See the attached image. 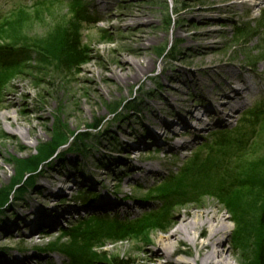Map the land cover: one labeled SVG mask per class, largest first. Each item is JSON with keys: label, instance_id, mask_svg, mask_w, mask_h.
I'll return each mask as SVG.
<instances>
[{"label": "rangeland", "instance_id": "374dc122", "mask_svg": "<svg viewBox=\"0 0 264 264\" xmlns=\"http://www.w3.org/2000/svg\"><path fill=\"white\" fill-rule=\"evenodd\" d=\"M19 1L30 8L43 0ZM46 1L43 15L25 30L46 41L50 28L68 23L81 35L86 60L68 70L54 55L40 60L31 52L29 57L15 59L18 68L10 64L0 69V172H6L0 177V190L17 183L0 208V228H16L11 234L0 230V262L17 257L27 259L26 264H65L68 259L62 254L37 250L49 245L70 248L69 234L77 230L82 236L78 245L87 234L92 237L86 259L93 264H167L162 258L148 260L158 249L159 238L175 230L181 216L210 208L228 228L221 238V255L231 251L230 262L244 264L248 254L236 245L230 215L214 192L236 190L239 182L246 181L253 185L263 181L264 186V117H252L259 103H264L260 68L264 65V0H82L88 6L83 21L74 20L75 0ZM17 2L0 0V11L8 12ZM26 58L30 61L23 63ZM137 62L143 73L134 78ZM208 63H232L257 72L261 75L255 79L263 89L246 97L240 110L230 112L227 107L224 115L228 117L203 114L207 103L191 78ZM180 68L178 82L165 81L169 77L163 71L175 75ZM245 71L243 76L248 75ZM213 90L219 93L228 87L222 82ZM169 97L187 99V108L196 114H186L181 103L172 104ZM116 105L112 114L110 107ZM156 107L160 116L153 123ZM199 110L200 121L195 119ZM183 117L192 130L181 126ZM31 127L40 135L36 140L30 135ZM25 132V142L32 147L21 144L20 135ZM58 134L66 139L56 150L60 157L49 164L50 158L38 163L40 154L58 146ZM135 143L140 144L127 149ZM128 156L155 171L131 179L129 166L124 165ZM35 163L37 169L27 175L25 168ZM55 172L59 179L70 177L65 186L70 184V190L56 198L60 199L57 206L50 205L52 212L32 199L40 196L39 186L55 189L49 185ZM172 194L181 197L172 199ZM83 195L91 203L81 204ZM107 196L121 204L114 209L117 214L100 204ZM73 206L79 209L60 219L55 228L42 224L33 237L27 234L24 220L43 216L53 220ZM23 207H34L39 216L32 212L26 218ZM157 216L163 217L160 233L152 225L151 218ZM113 220L134 223L140 229L122 241L114 240ZM198 242L196 246L178 243V253L171 260L192 263L205 235Z\"/></svg>", "mask_w": 264, "mask_h": 264}, {"label": "trees", "instance_id": "16d2710c", "mask_svg": "<svg viewBox=\"0 0 264 264\" xmlns=\"http://www.w3.org/2000/svg\"><path fill=\"white\" fill-rule=\"evenodd\" d=\"M46 3V0L36 1L32 5L33 7L28 8L29 6L24 1L18 0L8 12L0 11V69L8 67L10 64L18 68L15 59L19 55L29 57L28 55L31 52L36 53L40 60L51 58L50 55H54L52 57H56L65 67L67 66L68 70L79 68L85 63L86 52L85 48L81 46V35L71 28L68 23H57L50 28L46 41L43 40V37L32 36L28 30H25L33 20L40 19V16L48 8L45 5ZM163 8L165 13H168L167 7L163 5ZM73 11L74 20L83 21L88 16V6L84 7L82 0H75ZM22 25L25 27L22 28ZM165 25L169 27L170 18ZM27 61H30V58L23 60V63ZM258 106L260 107L252 115L253 119L264 117V106ZM117 108V105L111 106V113L115 114ZM93 129H96V126H93ZM57 139L64 140L65 137L63 134H58ZM221 146L227 149L226 145ZM53 150L54 148L51 147L44 154H40V159L37 162L41 163L42 160L52 154ZM37 167V163L30 165L25 168V172H28L27 175L31 174ZM256 183V185H253L250 181L239 182L241 187L236 186V190L216 189L214 192L216 200L222 204L226 213L230 215V221L236 232V245H242V249L248 254L244 264H264V200L262 199L264 186L261 184L263 181H257ZM15 184L17 183L13 182L8 189L0 190V208L7 203L9 193ZM170 197L177 199L181 196L180 194H172ZM151 219L152 225H157L153 229L159 233L163 232L161 226L163 217L157 216ZM111 226L114 240L118 241H122L125 235L140 229L137 224L120 223L116 220L112 221ZM88 235L82 241L84 243L78 245V239L82 236L79 235L77 230H73L69 234V237L73 240L70 248L58 250L49 245L46 248H39L38 251L44 254L60 253L68 259L65 264H93L91 263L93 260L86 259V252L89 250L88 243L92 240V237Z\"/></svg>", "mask_w": 264, "mask_h": 264}, {"label": "bare ground", "instance_id": "6f19581e", "mask_svg": "<svg viewBox=\"0 0 264 264\" xmlns=\"http://www.w3.org/2000/svg\"><path fill=\"white\" fill-rule=\"evenodd\" d=\"M239 64V63H238ZM137 66V72L134 75V78H137L139 76V73H143V66H140V62L136 63ZM208 67H204L201 70V72H195L192 73L193 76L191 80L193 81L194 85H197L201 88V93L203 100L207 103V105L202 106V110H199V114L195 116L196 120H202L200 117H202V114H216L218 117H228L224 115V111L229 108L230 112H235L237 110H240L245 106V98L246 97H254L255 95L260 94V90L263 89L262 85L257 81L258 76L261 74H258L257 72H254L252 70L245 71V68H243L241 65H235L232 63H226L224 65H213L211 63H208ZM131 66L129 65V68ZM262 75H264V65L261 67ZM182 68L175 70V75H169L162 72L163 76L166 78L169 77V79H165V81L176 83L179 81L176 77L179 72H182ZM203 70V71H202ZM246 72L248 75L243 76L242 73ZM201 74V75H200ZM201 77V79L199 78ZM125 79V78H123ZM127 79V78H126ZM204 79V80H203ZM225 83L227 85L228 90L220 91L219 93L214 92L213 89H216L220 83ZM261 86H260V85ZM172 86V84H171ZM220 87V86H219ZM176 91V90H175ZM177 91H179L177 89ZM170 102L172 104H175L176 102H180L182 106V110L191 116H194L196 114V111H192L187 108L188 100L183 98H177L174 100L173 98L169 97ZM259 105L264 106V103L261 102ZM206 106V107H205ZM160 116V111L156 107L155 110L152 113V118L150 119L151 122H155L154 120L157 119V117ZM162 119V117H160ZM161 123L165 124L167 126V123L164 121H161ZM154 125V124H153ZM170 126V125H169ZM180 126V125H179ZM181 126L183 128H189L192 130L193 127L188 124L186 119L182 118ZM154 127V126H153ZM156 127V125H155ZM197 128V127H195ZM30 130L33 131L32 134H30L33 137V140H36L40 137L39 133L34 130V127H31ZM154 133V132H153ZM175 132L174 134H176ZM28 133H21L20 137L23 139L21 144L25 148L32 147L31 144H27L25 142L27 138ZM18 137V136H17ZM66 139L61 140L57 139L56 143L58 146H55L52 154L42 160L41 162L48 160L49 164L53 159H56L60 157V151L56 150L58 147H62L63 142H65ZM140 143H135L133 145H129L127 149L133 150L137 146H139ZM170 148H173L174 146H169ZM125 163L124 165L129 166V168L126 169L127 172H131L129 175L131 179H138L140 178V173L149 174L154 172L155 170L152 168V166H144L138 165L134 163L131 157H124ZM124 161V159H123ZM107 171L113 172L112 169H106ZM6 172L1 171L0 177H4ZM59 176L58 172H55L53 176H51L49 180V185L51 187H55V189H52L50 187H47L45 185L39 186V191L37 193H40V196L37 198L32 199V201L35 202L36 205H47L49 209L51 207H55L59 204L60 199H56L59 195L64 194L65 189L67 190L69 188L70 190V184L68 187H65L67 183L70 182V177L66 176L63 179L57 178ZM73 183L76 184L75 181ZM54 184V186H53ZM61 202V201H60ZM100 204L103 206V208L110 209L113 211V213L117 212L114 210L118 208L121 204H118L116 201H112L110 197H104ZM50 205H53L50 207ZM76 209H79V207L75 206ZM74 206L70 209H64L61 214H57V217L53 220L46 219V216L43 217H33V219H26L24 220L25 224L24 227L28 228V235L29 237H33L37 231L41 228L42 224H45L50 229L55 228L58 226V223L60 219H65L68 216H71L73 213L76 212ZM8 210V209H7ZM52 212H54L53 209ZM26 211L25 217H32V212L36 213L37 216H39V211L33 208H29L28 210L23 207V212ZM6 212V210H5ZM24 217V218H25ZM44 222V223H43ZM174 226V225H173ZM0 230H4V234H11L12 232L16 231V228L13 229L12 226H6L5 228H0ZM228 228L223 223L222 219L218 218L217 213L214 210H211L210 208H204V210L199 212H190L180 217V220H178L175 230L169 232L163 237H160L157 241V247L158 249L156 252H153V256L149 257L148 260H152V258H162L166 260L167 264H232L230 262V259L232 258L231 251H228L225 256H222L220 251L221 247L224 246V242L222 241V236L226 234ZM7 231V233H5ZM205 235V242L201 244V247L198 251V258H194L192 260V263L184 261L181 258L176 259L175 261H172L171 258L174 254L178 253V250L176 249V245L180 242H184L187 244H190L192 246H196L197 243L199 244L198 240ZM219 260L218 262L216 260ZM20 262L21 264H26L25 262H28L27 259L14 257L12 261L3 260L0 262V264H17V262Z\"/></svg>", "mask_w": 264, "mask_h": 264}]
</instances>
